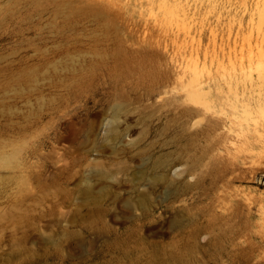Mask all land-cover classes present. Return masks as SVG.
Wrapping results in <instances>:
<instances>
[{
    "label": "rangeland",
    "instance_id": "374dc122",
    "mask_svg": "<svg viewBox=\"0 0 264 264\" xmlns=\"http://www.w3.org/2000/svg\"><path fill=\"white\" fill-rule=\"evenodd\" d=\"M186 263L264 264V0H0V264Z\"/></svg>",
    "mask_w": 264,
    "mask_h": 264
},
{
    "label": "bare ground",
    "instance_id": "6f19581e",
    "mask_svg": "<svg viewBox=\"0 0 264 264\" xmlns=\"http://www.w3.org/2000/svg\"><path fill=\"white\" fill-rule=\"evenodd\" d=\"M254 53H255V50L252 48V47H250L249 48V54L251 55V57L254 55ZM224 173V172H223ZM137 194V193H136ZM144 195V194H143ZM140 196V195H139ZM137 197V196H136ZM141 197V196H140ZM123 199V198H122ZM136 200H137V198H135ZM140 199H142V198H140ZM125 200H127V198L125 199ZM123 201L121 200V202H120V204L122 203ZM141 202V201H140ZM143 202V201H142ZM123 204V203H122ZM121 204V205H122ZM131 204V203H130ZM117 205V204H116ZM119 205V204H118ZM118 205H117V207H118ZM136 205V207H137V204H135ZM144 205V204H143ZM149 205H150V203H149ZM101 206V205H100ZM125 206V205H124ZM244 206V205H243ZM128 207V206H127ZM239 208H240V206H239ZM121 209H123L122 207H121ZM132 209H133V207H132ZM137 209V208H136ZM201 209V208H200ZM93 211V210H92ZM244 211V210H243ZM181 212V211H180ZM101 213V212H100ZM123 215H124V210H123ZM134 213V212H133ZM240 213V212H239ZM141 214V213H140ZM176 214V213H175ZM174 214V215H175ZM122 215V214H121ZM173 215V216H174ZM239 215V214H238ZM126 216V215H125ZM131 216V215H130ZM133 216V215H132ZM163 216V215H162ZM177 216V215H176ZM194 216V215H193ZM96 217H97V215H96ZM169 217V216H168ZM251 217H252V215L250 214V213H248V215H247V222H248V224L249 223H251ZM165 218V217H164ZM167 218V217H166ZM178 218V217H177ZM180 218V217H179ZM182 218V217H181ZM232 218V217H231ZM97 219V218H96ZM166 220V219H165ZM127 221V220H126ZM128 221H129V219H128ZM168 222H170V220H168ZM177 222V221H176ZM180 222V221H179ZM174 223H175V221H174ZM241 223V222H240ZM165 224V223H164ZM169 224V223H168ZM172 224V223H171ZM203 224V223H202ZM201 224V225H202ZM166 226V225H165ZM247 228V238H250V237H252V232H253V230L249 227V226H247L246 227ZM99 229V228H98ZM105 231V230H104ZM101 232H103V231H101ZM145 232V231H144ZM199 233H200V230H199ZM242 233H243V231H242V229H241V227L237 230V236L239 237V238H241V236H242ZM193 234V233H192ZM195 234V233H194ZM198 234V233H197ZM196 234V235H197ZM100 235H101V233H100ZM146 238V237H145ZM201 239H203V238H201ZM218 239V238H217ZM221 239V238H220ZM227 239V238H226ZM200 240V239H199ZM213 243V242H212ZM142 244H143V242H142ZM212 245H214V243L212 244ZM215 247V246H214ZM199 248V247H198ZM196 252V251H195ZM233 252V251H232ZM213 253V252H212ZM212 255V254H211ZM227 258V257H226ZM190 259V258H189ZM198 259V258H197ZM216 261V260H215ZM187 262V261H186ZM217 262V261H216ZM177 263V262H176ZM182 263H184V262H182ZM187 264V263H186Z\"/></svg>",
    "mask_w": 264,
    "mask_h": 264
}]
</instances>
